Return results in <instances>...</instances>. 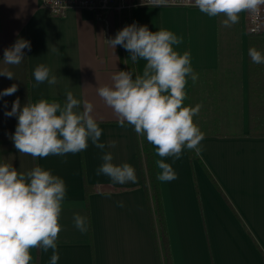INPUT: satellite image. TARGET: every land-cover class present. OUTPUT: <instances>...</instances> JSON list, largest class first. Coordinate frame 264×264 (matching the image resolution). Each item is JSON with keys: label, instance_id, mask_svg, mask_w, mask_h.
<instances>
[{"label": "crops", "instance_id": "0c3cea01", "mask_svg": "<svg viewBox=\"0 0 264 264\" xmlns=\"http://www.w3.org/2000/svg\"><path fill=\"white\" fill-rule=\"evenodd\" d=\"M128 11L130 24L147 25L151 31L167 29L182 37L176 50L190 52L199 77L196 83L188 80L186 91L195 99L216 102L214 120L203 113L214 124L207 123L199 154L184 149L180 159L161 158L150 144L156 179L160 159L178 175L171 182L157 179L170 264H264V133L249 132L247 73L248 39L262 44L264 51V33L247 32L246 12L239 23L224 27L222 15L209 17L196 7L146 5ZM104 14L97 19L88 9L70 8L55 15L41 0H0V58L18 37L31 42L21 64L7 65L0 59V68L14 73V79L0 76V90L18 86L16 93L0 99V162L21 172L41 166L65 180L58 264H163L152 230L149 186L142 183L137 134L130 125L119 126L97 94L99 86L112 83L114 72L127 70L122 47L113 49L107 42L120 29L121 12ZM40 64L51 69L55 85H37L33 72ZM144 64L134 63L136 74H142ZM69 90L94 103L93 115L103 129L100 140L116 141V148L107 150L114 163L135 168L136 183L113 184L109 177L98 176L102 154L91 142L82 152L45 158L15 148L10 137L17 120L5 115L4 102L7 109L17 98L21 105L40 99L63 103ZM85 183L90 190H85ZM117 201L124 206H117ZM76 213L87 217L86 233L75 227ZM31 255L30 264H49L52 250L42 253L34 248Z\"/></svg>", "mask_w": 264, "mask_h": 264}, {"label": "clouds", "instance_id": "9594fccd", "mask_svg": "<svg viewBox=\"0 0 264 264\" xmlns=\"http://www.w3.org/2000/svg\"><path fill=\"white\" fill-rule=\"evenodd\" d=\"M154 2L159 7L164 0ZM190 6L209 17L222 15L223 26L231 27L239 23L241 13L255 17L264 8V0H191ZM107 42L111 48L121 46L130 54L125 64L128 60L145 61L142 74L131 69L117 70L111 76V84L97 88V94L113 111L119 126H132L138 136L155 147L161 158L180 159L184 149L199 154L205 134L194 117L202 104H185L188 80L196 83L199 77L192 67L190 52L176 50L182 37L167 29L151 31L147 25L133 22L119 29ZM25 49H31V42L18 37L4 49L0 59L7 65H19L26 57ZM248 55L253 63L264 64V51L252 47ZM0 76L14 79V73L4 68H0ZM33 76L37 85L45 81L49 85L57 83L56 76L44 64L35 68ZM17 90V84L13 83L0 90V99ZM4 104L5 115L17 120L10 139L19 153L33 158L66 156L86 150L91 142L102 154V163L96 170L98 176L109 177L113 184L137 182L135 168L127 162L114 163L112 151L107 150L116 148V141L106 144L100 140L103 129L101 121L93 115L92 101L77 98L69 90L63 103L40 99L21 105L17 98L10 109L7 101ZM157 167L159 181L178 178L164 159L157 161ZM66 193L65 180L50 169L36 166L21 172L13 164L0 162V264H30L34 248L42 253L52 250L49 264H58L59 220ZM116 203L124 206L122 201ZM73 221L80 232L88 231L86 216L76 213Z\"/></svg>", "mask_w": 264, "mask_h": 264}, {"label": "trees", "instance_id": "16d2710c", "mask_svg": "<svg viewBox=\"0 0 264 264\" xmlns=\"http://www.w3.org/2000/svg\"><path fill=\"white\" fill-rule=\"evenodd\" d=\"M120 29L125 25L130 24L129 11L124 9L121 11L120 16ZM249 48L255 47L258 50L263 51L262 44L252 38L248 39ZM264 43V42H261ZM261 48V49H260ZM124 59L129 58V53L122 47ZM127 70H132L134 73V63L128 60L126 62ZM247 73H248V106H249V132L252 134L264 133V64H255L251 61V58H247ZM187 92V98L185 100L186 105L195 106L194 100L190 91ZM211 99V98H210ZM198 121L199 127L202 131H206L207 123H212L204 114L194 117V122ZM189 154L194 155V150H188ZM137 153L142 156L143 165V178L142 183L145 188L149 186L148 196L150 197L151 210V224L153 234L156 237L157 243L160 245L158 252L163 264H170L169 248L166 238V229L163 222L162 207L159 200V190L157 179L155 175L154 161L150 150V144L137 135ZM84 188L86 191L91 189V186L85 183ZM160 250V251H159Z\"/></svg>", "mask_w": 264, "mask_h": 264}, {"label": "built area", "instance_id": "2783aa9c", "mask_svg": "<svg viewBox=\"0 0 264 264\" xmlns=\"http://www.w3.org/2000/svg\"><path fill=\"white\" fill-rule=\"evenodd\" d=\"M191 0H164L161 5L190 6ZM41 5L55 15H63L70 8H85L92 11L97 19L104 18L106 11L120 13L136 6L155 5L154 0H41ZM160 5V6H161ZM258 17V18H257ZM247 32L250 34L264 33V8L254 17L246 12ZM258 28V31L253 29Z\"/></svg>", "mask_w": 264, "mask_h": 264}, {"label": "rangeland", "instance_id": "374dc122", "mask_svg": "<svg viewBox=\"0 0 264 264\" xmlns=\"http://www.w3.org/2000/svg\"><path fill=\"white\" fill-rule=\"evenodd\" d=\"M215 100L206 98L205 100H194V104H202V107L200 108L199 114L201 115L205 113V115L209 116L211 119L214 120L215 115L213 109H215ZM204 109V110H203Z\"/></svg>", "mask_w": 264, "mask_h": 264}]
</instances>
